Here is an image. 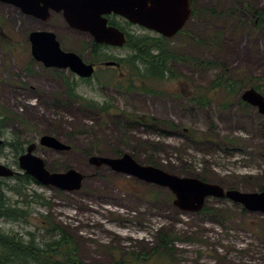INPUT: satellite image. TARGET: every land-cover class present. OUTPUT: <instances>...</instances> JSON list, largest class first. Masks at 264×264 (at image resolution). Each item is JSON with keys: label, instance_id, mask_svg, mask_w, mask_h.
Wrapping results in <instances>:
<instances>
[{"label": "rangeland", "instance_id": "1", "mask_svg": "<svg viewBox=\"0 0 264 264\" xmlns=\"http://www.w3.org/2000/svg\"><path fill=\"white\" fill-rule=\"evenodd\" d=\"M191 9L184 29L166 38L178 56L169 65L176 77L160 79L156 95L109 88L113 78L118 79L117 70L105 66L87 80L69 70L27 78L29 58L21 53L23 48L0 43V137L4 140L0 164L22 174L18 164L22 153L16 155L13 147L16 140L26 151L31 143L39 144L42 136L51 135L71 149L39 145L36 155L47 169L58 173L74 169L84 176L81 188L74 191L28 185L27 201L9 190L16 183L13 177H0L6 195L27 212L18 221L0 218L1 229L26 238L33 233L43 243L57 236L53 224L59 226L87 264H112L128 253L145 254L149 259L144 264H264L263 213L215 197L206 200V210L183 211L169 188L90 163L91 156L129 154L143 166H154L153 162L173 175L201 178L226 190L264 191V115L239 103L251 84L264 91V26L256 23L255 16L264 10V0H191ZM0 17L1 30L11 29L12 18L21 23L20 30L10 31L15 41L25 39L30 23H24L17 9L2 4ZM115 20L135 37L160 36L138 26L130 28L122 17ZM59 22L57 33L64 46L90 62L94 55L86 35L78 32L69 37L62 16ZM130 52L125 45L101 48L95 55L108 62L128 58ZM221 73L245 80L228 106L223 105L222 89L215 90L208 107L190 102L194 92L210 88ZM66 78L76 84L75 98L68 92ZM178 90L185 99L177 97ZM91 101L112 109L104 113L85 105ZM122 114H148L175 126L153 124L144 129ZM163 236L169 238V250L159 248Z\"/></svg>", "mask_w": 264, "mask_h": 264}, {"label": "water", "instance_id": "2", "mask_svg": "<svg viewBox=\"0 0 264 264\" xmlns=\"http://www.w3.org/2000/svg\"><path fill=\"white\" fill-rule=\"evenodd\" d=\"M23 6L21 0H1ZM26 1V0H25ZM28 1V0H27ZM62 12L65 20L73 28L90 32L98 44L123 47L125 34L116 27L108 26L107 15L115 14L128 22L156 32L165 38H172L184 29L192 17L191 0H52L47 9ZM33 52L37 60L48 68L70 69L78 77L89 79L95 73L93 64L87 63L74 52L64 51L56 35L48 31L32 34ZM106 66H119L108 61ZM242 100L258 108L264 115V95L254 88L242 92ZM4 140L0 137V147ZM56 151H68L70 146L51 135H44L40 143H31L18 158L20 170L41 185H51L62 190H79L84 179L80 172L69 169L66 172H51L45 161L36 155L38 146ZM90 163L96 167L108 166L117 172L133 176L146 183H154L169 188L176 196L175 204L183 211L200 212L210 197L228 199L240 203L251 212L264 214V191L245 193L235 189L203 181L199 178L179 177L155 166H143L131 155L119 158L91 156ZM20 172L0 164V177L12 178Z\"/></svg>", "mask_w": 264, "mask_h": 264}, {"label": "trees", "instance_id": "3", "mask_svg": "<svg viewBox=\"0 0 264 264\" xmlns=\"http://www.w3.org/2000/svg\"><path fill=\"white\" fill-rule=\"evenodd\" d=\"M256 23L259 26H264V10L255 13ZM113 22L118 23L115 19ZM126 23L130 24L126 21ZM117 26V25H116ZM126 46L131 50L128 58L115 60L122 65L127 74V80L122 83L119 79L113 82H117L115 85L126 91H132L138 89L142 92L149 94H157L155 90L156 84L160 83V79H168L175 76L173 69L170 67V63L176 60V56L172 50L167 46L166 38L158 36V38L151 36H129ZM102 46L99 44L94 45V52H100ZM170 65V66H169ZM174 74V75H173ZM238 77V78H237ZM233 78L221 73L219 78L212 84L210 88L201 89L194 92L190 100L191 103L201 107H208L214 101V92L217 89L225 91L223 105L228 106L230 102L237 97L239 89L242 88V83L239 76ZM138 81H141L142 86L138 87ZM67 86L69 87V94L75 98V83H72L70 79H65ZM159 81V82H157ZM252 87L258 91L261 88L255 84H251ZM264 87V86H262ZM264 95V91H260ZM94 101L85 103L86 106L98 108L101 112H108L112 107L110 105L97 106L93 104ZM108 103V102H107ZM240 104L247 106L242 100ZM109 104V103H108ZM248 107V106H247ZM124 115L133 125H139L144 129L150 128L153 125L154 118L148 114ZM140 120V124L136 121ZM159 124H162L158 122ZM167 123V122H164ZM174 127V125H169ZM16 144L13 145L16 155L25 152L22 143L16 140ZM157 166L156 163H151ZM201 179V178H200ZM15 185L9 186V190L15 195L20 196L24 201L28 200L29 195L25 192L28 185L39 184L32 177L25 173L18 174L13 177ZM202 180V179H201ZM22 185L23 187H19ZM0 186V218L7 220L18 221L21 218H26V210L19 207L17 201L12 200L3 191ZM7 190V189H6ZM22 201V202H24ZM203 210H206L204 208ZM53 224V223H52ZM53 233H57V236H51L45 242L41 243L35 234L28 233V237L17 235L14 233L5 232L0 228V264H87L82 262L77 256V250L73 240H71L59 226L53 224ZM50 232V231H49ZM159 248L169 250V238L163 236ZM145 254H133L128 253L122 258L116 259L112 264H144L149 258L144 257ZM103 264V263H94Z\"/></svg>", "mask_w": 264, "mask_h": 264}, {"label": "flooded vegetation", "instance_id": "4", "mask_svg": "<svg viewBox=\"0 0 264 264\" xmlns=\"http://www.w3.org/2000/svg\"><path fill=\"white\" fill-rule=\"evenodd\" d=\"M21 2L23 3V6H19L16 5L13 2H9V3H5L3 1L0 0V5H6L12 8L17 9L20 13H21V19L24 21H28L30 23L29 27L27 28V30L25 31V39L22 40H16L18 42L15 41V39L12 37V31L10 30H20L21 28V23L18 24V22L16 21L15 18L11 19V29L10 30H1L2 27V23L3 20L0 17V43H5L7 47L9 46H16L17 48H23V50H21V53H24L26 56L29 58V62H28V66L26 67L24 73L26 74L27 78H37L40 74H43L44 72H48V71H64V70H60V69H56V68H48L46 67L45 63L43 61L37 60L34 52H33V42H32V34L35 32H40V31H48V32H52L56 35L57 41L60 43L61 48L66 51V52H72L71 48H68L67 46H64L63 40L60 38L59 34L57 33V29L60 27V22H59V18L60 16L63 17L64 22L67 23V21L65 20L63 13L62 12H58L55 9L49 8L47 9V6L49 4L52 3V0H21ZM119 16H116L114 14L112 15H107L106 18L108 19V26H113L118 28L119 30H121L126 38L128 39L129 36H134L130 33V31L127 28L122 27L119 23H115L113 22V19L118 18ZM121 18V17H119ZM125 22L126 20L124 18H122ZM24 21V23H25ZM68 24V23H67ZM128 24V23H127ZM28 24L26 23V26ZM68 26V36L75 38L77 36V33L80 32L84 35H86V37L89 39L90 44L92 46V55H94V57L91 59V61H86L89 64H93L95 67V73L93 76H95V74L97 73V70L100 67H109V68H113L117 70V74L115 77H118L119 81L125 82L127 80V74L125 73V71H123L122 65L119 64L115 59L113 58L112 61L116 62L119 66H106L105 63L103 62L102 59L98 58L97 53L94 52V45L98 44L94 38V36L90 33V32H84V31H80L78 29L73 28L71 25H67ZM134 26L137 25H132L130 24L129 27L132 28ZM139 27V26H138ZM134 33V32H133ZM66 34V33H65ZM100 46H102V48H107V49H115V48H119V47H114V46H110V45H104V44H99ZM19 50H17L18 52ZM107 56V55H106ZM118 58V57H117ZM119 59V58H118ZM179 65H181V63H179ZM65 70H69L70 69H65ZM72 74H74L76 77H78L75 73H73L71 71ZM174 75V74H173ZM180 75V74H179ZM176 77V76H175ZM179 77V76H178ZM182 77V76H181ZM80 78V77H78ZM173 78V77H172ZM82 80H87L84 78H80ZM176 79H180V78H176ZM175 79L174 82H178ZM173 80V79H172ZM171 80V81H172ZM141 82V81H138ZM117 82H112L109 83L108 86L109 88H113L116 89L120 92L123 93H133V94H137L140 96H144L146 95V93L144 92H140L137 91V89H134L132 91H126L125 89H122L120 87H117L115 84ZM156 95V94H155ZM177 97L179 98H183L184 97V93L183 91L178 90L176 93ZM187 96H189V94H187ZM191 96V95H190ZM189 96V97H190ZM192 98V97H190ZM140 115V114H139ZM140 120H137L136 123L140 124L139 122ZM164 121L166 120H161L159 118H154L153 124H159L158 122L164 124V125H174L173 122H170L169 120L167 121V123H164ZM175 126V125H174ZM187 131V129H186Z\"/></svg>", "mask_w": 264, "mask_h": 264}]
</instances>
